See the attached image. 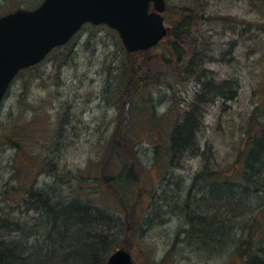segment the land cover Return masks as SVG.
I'll list each match as a JSON object with an SVG mask.
<instances>
[{
	"label": "rangeland",
	"instance_id": "1",
	"mask_svg": "<svg viewBox=\"0 0 264 264\" xmlns=\"http://www.w3.org/2000/svg\"><path fill=\"white\" fill-rule=\"evenodd\" d=\"M41 1L0 0V15L16 8H34ZM165 1L164 15L169 33L177 19L172 13L176 7L190 6L198 15L204 16L193 35L201 36L200 40L210 50L201 65L205 77L198 81L196 73L185 70L187 58L177 62L174 56H170L168 66L179 74L181 81H174L172 89L167 85L159 90L151 86L150 101L147 102L151 106L141 100L140 106H145V111L141 109L137 119L130 122L137 133L129 145H134V157L131 155L130 158L136 161L132 173L138 181L136 191H139L137 201L131 203L136 206L134 216H144L148 225L143 231H135L137 235L134 237L123 236L117 245L126 248L136 264L158 263L165 255L168 257L162 264H242L244 261L240 260L235 246H225L220 254L208 256L207 252H192L182 249L181 245L175 249L172 245L175 234L185 227V216L178 203L180 198L186 199L184 195L191 179L203 170L205 164L209 168H222L232 163L243 139L251 132L249 126L255 123L251 118L257 115L260 120L259 112L264 110V0ZM123 48L115 30L105 24L87 23L64 47L55 49L38 65L25 69L14 79L0 106V140L16 130L21 146L19 149L0 144V191L5 186L11 196L0 198V209L12 214L17 212L24 221H30L35 214H25L13 196L21 194L20 182L36 178L35 186L47 187L57 183L58 193L64 199L89 196L97 205L105 207L103 209L120 214V204L115 197L105 186L101 193L95 194V183L90 179L93 175H100L101 168H106L104 174L112 168L111 173L119 169L112 156L104 155V150L108 152L109 139L115 132L118 135L124 124L117 119L118 108L114 106L116 82L113 76H109V66L126 58ZM159 53L158 48L148 51L145 58L148 68L152 71L160 67L167 72L166 65L154 60ZM204 80L214 83L231 80L236 95L233 99L213 97L204 106L203 125L198 135L203 154L194 152L175 157V167L165 177L166 156L160 155L152 162V155L148 153L153 147L151 139L145 135L148 131L144 129L148 125L147 113L153 115L154 112L161 123L156 138L165 147L172 124L193 102ZM48 149L53 151L57 171L66 173L70 183L76 182L72 175L87 178L81 189L67 185V177L56 182L48 170L53 165L52 159L45 156ZM123 157L129 165L132 163L128 157ZM45 158L48 159L45 161ZM14 167L19 169L18 176L12 172ZM196 193H192L195 200ZM199 206L202 216H208L213 210L210 206L206 209L201 200L197 201L195 208ZM244 221L247 225L246 217ZM235 224L240 229L242 219ZM228 235L234 236L231 232ZM256 235L250 236L247 229H243L238 238L244 239L247 247L250 245L258 260H263L257 264H264V252L259 251L264 249V241L257 242ZM257 236L264 238V232ZM33 238L27 237V245ZM147 245L153 250L150 249V255L146 252Z\"/></svg>",
	"mask_w": 264,
	"mask_h": 264
},
{
	"label": "trees",
	"instance_id": "2",
	"mask_svg": "<svg viewBox=\"0 0 264 264\" xmlns=\"http://www.w3.org/2000/svg\"><path fill=\"white\" fill-rule=\"evenodd\" d=\"M189 7H176L172 11L173 17L177 19L174 20L171 32L154 47L155 49H160L157 59L154 60L159 64L166 65L167 72L160 69V67L152 71L148 68L145 58H147L148 51L153 48L133 53H129L123 48L126 58L122 59L119 64L116 62L117 64L109 66V76H113L112 79L114 78L116 82L117 96L114 100V106L118 108L117 119L118 122L124 124L118 135L115 132L112 138L109 139L108 152L104 150V155L112 156L119 169L111 173L112 168L108 170L107 174H104L103 172L106 168H101L100 175H93L90 180L95 183V194L101 193L105 186L107 191L115 197L120 204V214L103 209L105 207L97 205L95 200L89 196L64 199L58 193L57 183L53 186L40 187L35 186L37 184L36 178L33 181L20 182L21 186L19 187L21 189L19 190L21 194L13 196V199H15L16 205L21 207L25 214L34 213L35 215L30 221H24L17 215V212L12 214L2 208L0 209V264H102L110 253L121 247L117 245V241L120 238L123 240V236L134 237V235H137L134 233L135 231H143L144 227L148 225L144 216L142 217L140 214L134 216L133 212L136 206L131 203L134 200L137 201L139 191H136L138 181L134 179L135 176L132 173L136 161L130 158L131 155L133 156L134 145H129L132 144V137H136L137 133L130 122L132 119H137L141 109L145 111V106L144 108L140 106L141 100L146 105L151 106L150 103H147L150 101L148 96L151 95L149 94L151 86H156L159 90L167 85L169 89H172L174 81H181L179 74L168 66L170 56H174L177 62L181 58H187L185 64L186 72L190 74L192 72L196 73L198 81H201L200 77H205V72L201 70V65L206 60L210 50L207 44L200 40L201 36L193 35L197 30L196 26L200 19L204 16L198 15L195 8ZM24 70H21L18 74ZM232 82L231 80L219 83H214L211 80L202 81L201 90L194 96L193 102L182 111L180 117L172 124L166 137L165 147L156 138L158 135L156 132H160L159 126L161 123L158 118H155L157 116L153 111V115L147 113L148 125L144 129L148 130L145 135L151 139L153 150L163 158L166 156L165 158L171 161H174L175 157L183 156L186 153L197 152L200 155L202 149L198 135L203 125L204 106L213 97L216 98L217 96L233 99L236 94L233 88L234 85L231 84ZM153 97L154 93L152 94ZM154 118L155 123L153 124ZM251 120L255 123L249 126L251 132L243 139L232 163L222 168H209L208 164H205L203 170L194 177L193 182L199 181L202 183L208 197H199L195 200L190 195L192 190L188 189L186 191L187 197L186 194L184 195L186 199L182 200L180 198L178 205L186 218L187 224L175 234L174 243L178 244L180 241L183 244H188L189 248L185 247V249L192 250V252H197V246L200 244H204L207 248L212 245L213 248L219 251L224 249L225 240L229 236L221 234L222 232L219 230L215 231L218 234L216 239L207 238L210 242L207 240V243H203L202 240L206 241V238H199L202 230L199 228V224L192 220L195 217V210L199 208H195L198 200L203 202L206 209H209L208 206L213 208L212 202L214 201L222 205L226 202L224 208L228 207L229 215L227 216L232 217L235 223L241 217L237 213L234 214L238 207L241 206L242 209L246 210L252 204H256V209L249 224L250 233H252L250 236L258 235L261 231L264 232V110L260 120L257 115L252 117ZM17 133L15 130L11 136L4 135L0 140V144L20 149V137ZM46 152L45 156L48 155L52 159V149H48ZM123 156L128 157L132 163L129 165ZM47 159L45 158V161ZM52 161L53 165H50L51 168H48V170L52 172V175L57 180L56 182H60L61 178L67 177V174H59L56 169L57 162L53 159ZM49 164L52 163L50 162ZM114 169L116 170L115 167ZM12 172L16 174L15 176H18V167H14ZM66 180L67 185H73L75 188L81 189L87 178L72 175V180L83 182L81 184L70 183L71 179L69 177ZM2 187L0 198H11L5 186ZM190 188L194 187L191 185ZM208 189H215L216 192H208ZM230 197L238 200L235 206L228 200ZM189 203L193 210L186 209ZM220 216H215L213 220L217 219V223H219L220 219L218 220V218ZM204 217L207 216L204 215ZM204 217H202L203 222H206ZM242 228L244 229V227ZM243 229H241L242 234ZM180 234L184 238L182 241ZM257 235L255 237L257 242L264 241V238H258L259 236ZM28 236H34V240L27 245ZM190 236L193 238L198 237L199 240H191ZM244 241V239L238 238L235 244V249L239 250L240 260L244 261L242 264H252L254 263L252 262L253 260L255 261L254 264L263 263L251 252L250 245L247 247L243 243ZM174 243L172 247L175 248L177 246ZM147 247L149 249L146 252L150 255L151 247L148 245ZM242 248L245 251H241ZM167 257L165 255L163 259L154 264H162Z\"/></svg>",
	"mask_w": 264,
	"mask_h": 264
},
{
	"label": "water",
	"instance_id": "3",
	"mask_svg": "<svg viewBox=\"0 0 264 264\" xmlns=\"http://www.w3.org/2000/svg\"><path fill=\"white\" fill-rule=\"evenodd\" d=\"M152 6V9L151 7ZM165 0H43L0 17V102L15 75L68 42L85 23L117 31L128 52L147 50L166 35ZM105 264H136L120 247Z\"/></svg>",
	"mask_w": 264,
	"mask_h": 264
},
{
	"label": "bare ground",
	"instance_id": "4",
	"mask_svg": "<svg viewBox=\"0 0 264 264\" xmlns=\"http://www.w3.org/2000/svg\"><path fill=\"white\" fill-rule=\"evenodd\" d=\"M1 103H2V100L0 102V106H1ZM262 113H263V110L259 112L260 119L262 118ZM148 153L150 155H152V157H151L152 158V162L154 160H156L157 158L160 157V155L157 154L153 149H152V151H149ZM139 163H140V161H139ZM175 164L176 163L174 161H171L170 159H168L167 160V163L164 164L163 176L166 175L165 177H167L168 174H170V171L175 167ZM195 176H196V174L194 175V177ZM194 177L191 179V183L187 187V189H191L192 190V193L193 192L194 193L197 192L198 193V194L196 193L197 194V198L198 197H204V198L206 197L207 198L208 197V194H206V192L204 191V188H203L202 183H200L199 181L193 182ZM191 185L194 188H190ZM239 186H240V184H239ZM212 191H214V193L216 192L215 189H208V192H212ZM190 195L192 196V194H190ZM186 197H187V194H186ZM228 200L234 206L238 202V200L236 198H234V197H230ZM212 203H213V210H212V212H210V214L208 216L205 215L207 217H204V216L200 215V213H203V211L200 209V206H199L198 210H195V214H194L195 217L192 220L196 221L199 224V226H200L199 228H201V230H202V233L199 234V238L200 239L201 238H204V239L206 238V241L205 240H202V241H203V243H207V240H208L207 238L208 237H212V238H215V239L218 237V234L215 231L216 230H219L220 232H222L221 234H225V235L229 236V238H230V239L229 238L228 239L226 238L225 245L224 246H229V247L236 246L235 244L238 241V233H240L242 227H244V229H247V231L250 233V226H249L250 219H251V216H252L254 210L256 209V204H252V206H249V208H247L246 210L244 208L242 209L241 206H240V207H238V210L234 212V214L237 213V214L241 215L240 218L242 219V225H241V228L239 229V227L234 223V220L232 219V217H228L227 216V215H229V210H228V207L224 208L226 202L224 203V205H222L221 203H219L217 201L216 202L214 201ZM229 207H231V206H229ZM186 209L187 210H193V208L190 207V203L188 204V207L186 206ZM224 212H225V214H224ZM232 213H233V211H232ZM218 215H221L218 218V220L220 219L219 220V223H217V219H214L213 220V218H215V216H218ZM202 217L206 218V222H203ZM245 217H246V219L248 221L247 222V225H245V221H244V218ZM240 218H238V221H239ZM184 223H185V225L187 224L186 223V218H185V222ZM230 232L233 233L234 236L228 235V234H230ZM250 234H252V233H250ZM180 235H181L180 238H181V241H182L184 238H182L183 237L182 234H180ZM212 238H210V239H212ZM190 239L191 240H196V241L199 240L198 237H194L193 238L191 236H190ZM208 242H210V241L208 240ZM179 243L177 244L175 242L174 244H175V246H180V245L181 246H184V247H182V249H185V247L186 248H189L188 247V244H183L180 241H179ZM186 243H189V242H186ZM197 249H198L197 250L198 253L207 252L208 256H214V255L220 254V251L217 250V249H215V248H213L212 245L208 246V248H207V247L204 246V244H200L199 246H197ZM259 251L260 252H264V249H259ZM257 254H258V252H257ZM258 256L260 257V255H258ZM261 261H263V260H261ZM252 262L255 263L254 260ZM254 263H252V264H254Z\"/></svg>",
	"mask_w": 264,
	"mask_h": 264
}]
</instances>
